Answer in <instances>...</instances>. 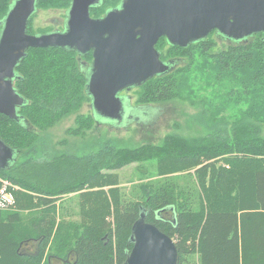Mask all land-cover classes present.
Instances as JSON below:
<instances>
[{
  "label": "trees",
  "instance_id": "1",
  "mask_svg": "<svg viewBox=\"0 0 264 264\" xmlns=\"http://www.w3.org/2000/svg\"><path fill=\"white\" fill-rule=\"evenodd\" d=\"M12 1L0 0V22ZM120 1L100 0L89 14L102 17ZM70 2L36 0V11L64 9V21L59 28L34 32L30 24L35 11L27 33L62 31ZM213 34L216 30L184 47L160 37L155 48L161 60L183 57L187 63L136 90L137 104L177 98L196 60L197 70L204 65L211 79L225 87L227 100L245 106L236 120L218 118L216 112L209 120L208 103L206 120H201L204 133L191 144L175 134L166 135L160 145L134 147L104 139L76 153L51 155L42 133L90 102L82 62L90 63L92 52L62 47L26 51L13 81L24 103L15 119L0 113V140L16 152L15 161L0 169V180L16 187L9 188L15 208L0 209V264H43V256L46 264H124L133 245L132 226L141 212L146 222L173 239L176 264H264V34L220 50ZM74 120L66 130L69 135H83L96 124L92 113L77 114ZM151 160L156 175L164 179L155 186L143 185L144 200L127 201L114 171ZM180 173L194 178L196 198L176 183ZM68 194L78 195V223L66 219L60 213L63 207L55 205ZM34 241L37 249L31 252Z\"/></svg>",
  "mask_w": 264,
  "mask_h": 264
},
{
  "label": "water",
  "instance_id": "2",
  "mask_svg": "<svg viewBox=\"0 0 264 264\" xmlns=\"http://www.w3.org/2000/svg\"><path fill=\"white\" fill-rule=\"evenodd\" d=\"M100 0H71L64 29L27 33L36 0H13L0 22V113L15 119L23 103L13 87L14 69L29 48L62 47L79 54L92 50L86 92L93 110L117 117L118 93L168 72V63L155 48L164 36L170 44L187 46L216 30L238 41L264 34V0H121L104 16L92 18L91 6ZM16 152L0 140V169L15 161ZM132 248L124 264H176L178 252L171 237L144 220L132 226Z\"/></svg>",
  "mask_w": 264,
  "mask_h": 264
},
{
  "label": "rangeland",
  "instance_id": "3",
  "mask_svg": "<svg viewBox=\"0 0 264 264\" xmlns=\"http://www.w3.org/2000/svg\"><path fill=\"white\" fill-rule=\"evenodd\" d=\"M64 9L48 8L38 9L31 19V30L34 32L45 29H55L62 26L64 21ZM216 42V49H224L231 42L221 38L218 35H211ZM173 71H179L182 66H185L187 59L177 57L175 60ZM189 68V72L183 79V86L180 96L161 103L152 104L151 108L143 109L137 113L133 111L132 119L126 120L123 123H109L103 118L98 117V121L86 131L83 135H69L66 130L73 127L77 114L88 116L93 114L92 107L89 102H85L80 110L65 116L55 125L50 127L46 132L42 133L44 137L47 151L51 155L59 153H76L81 149L91 147L95 141L104 139H113L119 145L134 147L142 144L160 145L166 135L175 134L181 137L183 142L191 144L193 140L200 137L204 133V128L201 124L202 117H207L203 110L207 108L209 103L208 116L216 112L218 118L224 120H236L245 106L242 103H236L227 100L225 87L218 85L210 77L208 69L201 65L197 70L195 64ZM132 105L136 103V91L130 93ZM212 103V104H210ZM98 114L95 112L94 117ZM206 120V119H205ZM262 136L264 137V123L262 125ZM118 174V187L122 190L123 197L127 201H141L146 198V194L140 192L143 185L155 186L159 180L164 179L163 176L156 175L155 160L143 163H132L123 168L114 171ZM172 177V176H171ZM175 177V176H174ZM176 183L185 191L191 192V196L196 198L198 188L194 178L187 176L185 173L177 175ZM107 189V188H105ZM78 195L68 194L62 195L61 200H58L55 205L62 206L60 213L71 222L78 223L80 216L78 213L77 197ZM15 204L4 209L12 210ZM58 218V216H57ZM111 228L113 229V218L109 217ZM114 236H112V239ZM37 242L31 243L29 251L34 252L37 249ZM50 249L48 248L49 252ZM46 257L43 256L42 262L46 264ZM52 264H59L58 261H52Z\"/></svg>",
  "mask_w": 264,
  "mask_h": 264
},
{
  "label": "flooded vegetation",
  "instance_id": "4",
  "mask_svg": "<svg viewBox=\"0 0 264 264\" xmlns=\"http://www.w3.org/2000/svg\"><path fill=\"white\" fill-rule=\"evenodd\" d=\"M217 35H219V34L217 33ZM219 36H220L221 38L225 39V40L230 41V42H236V41H234V40H231V39H228V38L222 37L221 35H219ZM246 39H247V38H246ZM242 40H245V39H242ZM242 40H238V41H242ZM89 51L92 52V50H89ZM89 51H87V52H89ZM85 53H86V52H85ZM162 61L165 62V63H168V65H169V70H168V72L174 70L173 67H174L176 61H174V60H170V59H169V60H166V61H164V60H162ZM91 62H92V60L90 61V63L82 62V67H83V69H84V71H85L86 74H87L88 71H89V66H90ZM137 87H138V86H132V87H130V88H125V89H123L122 91H120V92L117 94L118 97L120 98L121 108H120L119 116H117L116 118H115V117H108V116H105V115H101L100 113L94 111V110H93V107H92V105H91V102H89L90 105H91V107H92L93 116L95 115V112L98 114L97 118H95V122H96V123L99 122V121H98V117H100V118H103L105 121H108L109 123H114V124L117 123V122L123 123V122L126 121V120L132 119V117H133V115H134V114H133V111L139 113V112H141V110H143L144 108H145V109H146V108H147V109L151 108V105H147V104H145V105H144V104L132 105V104L130 103V100H131V95H130V93H132L133 91H136V90H137ZM138 111H139V112H138ZM141 114H142V112H141Z\"/></svg>",
  "mask_w": 264,
  "mask_h": 264
},
{
  "label": "built area",
  "instance_id": "5",
  "mask_svg": "<svg viewBox=\"0 0 264 264\" xmlns=\"http://www.w3.org/2000/svg\"><path fill=\"white\" fill-rule=\"evenodd\" d=\"M0 209H6L14 204V197L9 188H16L9 182L0 180Z\"/></svg>",
  "mask_w": 264,
  "mask_h": 264
}]
</instances>
